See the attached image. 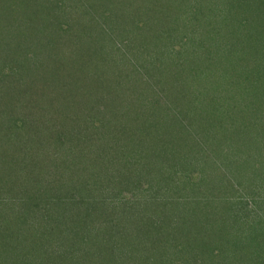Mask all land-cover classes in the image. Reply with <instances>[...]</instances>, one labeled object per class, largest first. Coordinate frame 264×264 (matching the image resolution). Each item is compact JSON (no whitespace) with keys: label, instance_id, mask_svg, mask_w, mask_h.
Masks as SVG:
<instances>
[{"label":"rangeland","instance_id":"obj_1","mask_svg":"<svg viewBox=\"0 0 264 264\" xmlns=\"http://www.w3.org/2000/svg\"><path fill=\"white\" fill-rule=\"evenodd\" d=\"M118 1L119 0H112V3L111 0H106V2L95 3L94 0H35L34 2H45L47 5V10L45 11L48 12L46 16L47 20L41 19V17H44L41 15L42 11L36 9H34L36 12L32 19L30 18L34 20V24L39 23L41 25L42 29L38 35L40 36L42 34L46 39L44 43L41 44L42 46L39 44L33 46L36 49L31 47V42H24L23 51L25 49L28 51L29 54L27 56L30 62L25 63L27 66H24V80L19 83L22 87L12 89L13 86H11L10 83V90L0 87V106L10 105L5 109L3 108V115L5 116L4 118L3 116L2 118L0 117L1 129L4 125H6V127L12 126V123L6 121L7 119L10 121V118L11 121L14 120L12 118H19L25 125L23 130L16 129L15 132H12L10 135L5 134L2 136V132H0V195H2L0 196V201L4 193L8 191L13 192L11 194L13 197L20 198L25 193L26 187L30 189V195L33 194L38 196L39 199L48 197L49 203L52 202L51 205L48 204V209L51 211V214L60 215L62 222L66 223V226L60 227L59 236L64 235L66 230H74V233L69 236V241L71 240L69 243H72L74 241L73 238L77 236V242L82 250L87 249L90 244H93L94 236H101L103 231L107 232V228H99L97 223L95 228L91 227L89 221L85 223L88 220L87 217L79 214L76 210V207H79L74 206L73 203V200L80 202L82 197L87 198L89 193L97 194V188L99 192L101 190V188L98 187L100 181L99 183L97 182V178L100 176L98 164L92 163L91 159L86 160L83 158V160L81 159V161H79V159L82 158L81 152L83 151V147H89L91 141L96 143L95 138H97V141L101 137V129L95 128L96 134L92 139L89 138V133L92 129L91 125L94 120L99 121L96 123L98 126L100 124L104 125L103 130L108 131V128L110 129L112 126V134L121 137L120 141H113L114 149H119L117 152L121 153L118 154V156L115 154L117 161H122L120 157L126 154H133L135 159H137L139 154L143 153L144 155L143 160H140V163L137 162L139 165H125L124 167L126 168L123 170L124 172L118 176L117 179L111 178V176L107 178L108 173H103L104 179H107L102 180L101 184L109 185L103 193L104 200L108 205L112 204L110 207H113L114 201L119 195V184H125L126 181L127 183H134V176H144L147 179H151L150 176L152 172L157 173V168L163 169L164 160L161 156H158L160 151L158 152L157 149L159 148L161 151L171 148L170 154H174L175 157L180 155L182 159L189 154L192 162L184 163L185 167L194 164L196 160L206 162L208 159L205 161L204 156L207 154L208 157V153L211 156L214 150L209 149L211 146L209 148L204 146V149H202L204 151L199 153L200 156H196L197 144L193 137L185 143L184 136L187 132H190L189 136L193 134V136L203 139L202 136L207 135L208 132L218 131L217 134L220 135L216 136L215 139H210L208 142H212L215 147L222 148V151H224L226 145L233 142L235 126L238 125V121H245L244 118L246 117L244 114L241 120L235 118V113L240 112L239 107L236 106L234 102L233 93L235 90H230V88H228L229 86L224 82V78L231 84L230 82L236 79L233 73H236L239 77H245L247 81L243 83L242 86L244 89H248L249 85H251L248 80L252 81L255 77L257 84L253 83L255 86L251 91L246 94H243L241 91L238 93L240 97L244 98L242 102L245 104L242 105L243 108L240 107L242 110L244 109V111L253 114L254 118L259 117L256 122L264 121V0H244L246 7H240L238 3L239 0H229L226 3L227 6H232L229 10V14H231L232 17L234 16L235 20H233V25L235 29L239 25L240 28L245 31V34L240 37L239 42L244 48V56H250L251 60L254 62L258 60L263 63L259 65L260 73L257 75L253 73V70L252 72L248 71L249 74L251 73L250 75L247 74L244 69L239 70L234 63L240 62V60L237 59L236 61H232L227 59L226 55L228 56L230 51L225 49L224 52L221 49L219 50L217 54H223L219 56L218 59L214 58L211 63L206 61L203 48L215 43L214 41L208 42V37H200L198 35L199 41L195 38L196 35L199 34V31H202L200 28L198 29L199 24L202 25L204 22L197 20L190 23V21L187 20L188 14L186 15V13H183V15H186L185 18L180 16L178 13L182 10V4L173 2L172 6H169L165 0H162L163 2L160 0H130L127 1L125 5H122L124 0H121V4ZM236 2L239 7H237ZM208 5L203 8H207ZM95 8L99 11H96ZM27 10L29 11V9ZM200 11L203 10L200 9ZM29 12L27 13L29 14ZM143 12L145 13L144 15L148 23L142 28H137L134 24L137 22L138 15L140 16ZM199 13L203 14L202 12ZM165 16H167L168 19H166ZM176 16H179L181 19L176 18L177 21L173 24V18ZM113 19H117V21H115L117 23V29L122 30H113L110 33V39L113 42H121L120 48H122V50L120 49L118 54L121 52L120 56L122 59L128 60L131 64H134L133 71L128 75L130 78L129 80H127L124 75V73L128 71L127 69H130L128 66L117 65L116 70L114 68L115 64H113V68H110L112 76L107 74V72H97L94 67V63H96L99 66L98 69H107L111 61L108 56L99 52L101 46L99 32L100 28L112 27L110 25L114 22ZM231 21L232 19L229 16L228 20L221 24L225 33L221 32L220 35L224 34V41L228 44H225L226 46L224 47H229L230 50L240 49V47L236 48L232 44H229L235 41L233 38L234 35L230 33L229 30L226 31ZM184 22H186L185 26H183ZM191 24L195 25L191 26ZM172 27L174 28L173 31ZM167 30L168 34H171V43L161 41L165 36L156 38V36L161 35L160 31L166 33ZM108 37L109 36L106 38ZM154 37L160 45V48L162 47V49H164L165 46L170 47L171 44L175 42L181 44V51L172 49V51L169 52H163L162 50L159 54H155L154 52L151 53L148 46L151 42L150 39ZM6 39H9V36L7 38H0V42H3V44L0 43V64L2 61L4 64L7 60V56L11 59L14 58L15 55L8 51L10 45L9 43L7 44L9 40ZM183 40H185V42ZM37 43H39V41H37ZM113 45H116V43ZM41 47H43L42 50H40ZM10 48H13L12 45ZM60 48H62V52L59 55L57 51ZM33 49L34 51L36 50L35 56L31 55V50ZM230 53L232 55L234 51ZM146 54H151L154 65L149 64V69L145 67L146 72L144 78L150 76V80L151 78L156 79L157 84L155 85L149 84L139 75V72L141 73V70H144L142 66L140 67V64L144 58L147 59V57H145ZM241 54L242 53L238 51L235 55L240 56ZM51 55L53 56L48 60V65L45 67L42 66L43 68L41 69L36 68L37 64L40 65L39 62L42 61L43 58L47 60ZM59 59L61 60L57 61ZM190 62L194 66V71H191L190 74H193L192 80L196 86L195 88H190L185 85L186 82L191 84V77L188 76L190 75L189 73L187 74V81L183 82L181 78L183 83L181 85L179 83L182 70L185 71V68ZM231 63L233 64L231 65ZM85 65H87V67ZM89 71H94L96 74H94L92 78H89L87 76ZM228 71L232 76L230 79H228ZM98 73L100 77H96ZM94 78L97 81L94 80V84H92L90 80ZM132 79H137L134 86H131ZM109 80H112L113 87L109 93L106 92L107 94H105V91H103L104 84H107ZM98 81L102 82L98 83ZM115 81L120 83L115 85ZM237 81L240 83L242 82L239 79H237ZM97 84H100L99 87ZM30 85H34L35 87L33 88L35 89L26 88ZM220 85L222 87L225 85L228 87L217 88ZM0 86L4 85L0 83ZM155 86H157L155 94L152 92L149 93L152 88L155 90ZM25 88L28 92L30 90L33 91L34 95H37V93L39 94V96L37 95L38 97H33L30 104H28V102H30V98L28 97L31 95V91L27 99L21 97L22 102L21 100L19 101V96L16 93L17 91L20 93L21 90L24 91ZM179 88L181 89L179 90ZM198 89L204 94L210 92V102L215 108L217 119H215V117H209L206 123L196 131L197 128L186 125L185 118H190L191 114L198 115L196 114L198 111V107L196 106L199 104V101H197L199 98L196 99V95H193L194 93L199 94ZM42 90L47 92L44 93ZM159 90H164L165 94L159 92ZM183 90L186 92L185 95H190L192 92V96L187 99L184 95L183 100L175 104V94L181 93L183 95ZM173 91H175V93ZM148 93L149 95H154V97L146 98ZM25 96L26 95H24V97ZM63 96L67 98L62 99ZM213 96L217 98L216 102ZM224 98L226 101H223ZM49 101L51 103H48ZM230 101L235 105V109L232 110L234 114L225 115L224 110L229 108ZM15 102H19L20 104L24 102L28 104L30 112L25 114L26 111L24 106H21V108L18 104L17 106L20 107L18 109L16 105L13 104ZM227 102H229L228 105L223 104ZM216 106L220 108L217 109ZM206 111L213 115L211 108L208 107ZM82 112H84L83 115ZM103 121L106 123L104 124ZM15 122H17L16 119ZM10 127L7 129V133L14 130V128L11 129L12 127ZM254 127L255 124H252L249 132H251ZM263 128L264 123H261L256 127L255 131L253 130L252 132L254 137L257 135L258 139L261 140L258 141V143L264 140V134L261 133H264V130L262 131ZM56 132L64 133V135L57 137L55 136ZM243 133L244 131L242 128V134ZM245 134L252 139L246 132ZM73 135H76V137H72ZM211 136H213V134ZM247 137L245 136V138ZM102 142L103 140L101 143ZM164 142H168L169 146L164 148L162 146ZM101 145L102 144L97 145V147L96 145L91 147L99 148L98 146ZM263 146L264 145H262L261 151H258V153L262 152L264 149ZM252 147L253 145H251V148ZM29 151L31 153L34 152L37 156L35 165L38 171L33 178L23 171V165L26 162L23 154ZM86 151L87 149L84 150V154ZM252 153L255 154L254 151ZM262 153L264 154V152ZM53 158H58L57 160L60 161H51ZM257 161L254 167L256 168L255 176L256 174H261L262 177V172L264 171L262 164L264 163L261 162V157L259 158V155H257ZM248 163L249 159L245 162V165ZM177 164L179 166V163ZM196 164L198 165V163ZM200 164L199 162V165ZM197 165H195V168ZM47 169H49L47 174L42 176V173L47 171ZM246 170L253 172V167L246 166ZM89 172H92V174H89ZM221 172L226 174L227 170L223 168ZM87 178H89L88 180L90 181H86ZM245 178V181L251 180L253 174H247ZM254 179L255 178H253V180ZM257 180L258 179H256L255 182ZM84 181L87 182L88 185L86 183L84 184ZM220 188L223 194L213 193V199L210 201L207 200L212 203L211 205L206 208L198 207L195 209H199L198 215L191 212L195 218L199 216L201 219L215 220L223 215L225 218L221 222L228 224L230 221L227 217L230 215L234 216L235 214L238 215L236 212L233 213V210L243 211L237 203L233 205L232 210V204L235 202V199L229 195V189L226 186L220 185ZM48 189H50V191H48ZM179 189H181V186H179ZM171 190L172 187L169 188L167 184H164L157 192V196L163 197L164 194H168ZM63 194L69 195L68 200L64 198L65 196ZM141 194H143L142 191L137 194L136 197H140ZM173 196L174 195L171 197ZM58 198L59 201L56 202ZM219 198L221 201H219ZM132 199L135 200L136 198L132 197ZM262 200L263 201L259 203L261 216L258 217L260 219L262 218L264 222V198H262ZM31 203H34V201L28 202V204ZM249 204L250 202L248 201L247 205ZM62 207L67 209L63 214L61 211L65 209ZM181 208L182 207H178V204L167 205V210L161 207L160 211L162 217L157 213V215L153 216L154 214L152 211L141 213V219L145 221L146 224H144V226L147 230H142L144 226L140 225L139 222H135L136 225L128 223V225H124L122 229L129 228L131 231L143 236L146 242V248L152 250L151 256L155 255V257H157L155 260L159 258V255H163L166 259H172L174 247H170L172 239L170 240V238H167V234H176L177 229L183 235L187 233L196 234L195 228H191L192 225L189 224V226L182 227L183 222L178 219V216L183 214ZM255 209H257V207ZM114 211L115 210H113V212ZM120 214V212H114L112 217L120 218ZM167 216H170V218ZM184 216L187 217L185 212ZM242 216H239L240 219L237 218L236 220L239 224H235L234 222L233 224L239 227L237 233H242L244 235V232L249 233L246 229H252V226H249L252 220L249 218L248 222H245L246 217ZM132 218L136 219L135 215ZM152 218H154V220L158 218V225L155 228H153L155 225ZM172 218L175 222V228L171 232L165 234L167 222ZM54 219L50 220L55 223ZM196 221L197 220H193L192 224ZM23 223L24 222L20 221L18 224L21 225ZM7 225L9 228L11 227V230L15 229V231H17L19 229V226L15 225L13 221H9ZM140 226H142V228ZM159 226L161 227L160 229ZM200 226H202L201 233H203L205 228L210 229L213 225L211 223H205ZM229 227L231 226L229 225ZM231 228L234 230L233 227ZM158 229L159 231H157ZM23 230L24 228L22 231ZM55 230L56 229L53 227V231ZM29 231L33 233L34 229H30ZM83 233H86V235L90 233L88 241L86 238L82 237ZM36 234H38V232ZM103 237H105V235H103ZM235 239L233 243L239 244L236 247L231 246V250L229 243H226V239H222V245L225 247L224 251L226 252L225 255L228 257V253H230V257H228L230 259H235L233 258L235 257L234 255L239 254L237 250L243 247L242 241L238 242L239 239L236 241ZM178 240L181 242L182 239L179 238ZM3 241H6L5 233L0 230V264H7L8 261L11 263V259H7L6 253L10 251V249L5 251L4 247H2ZM189 241L191 249L187 250V252L189 256H191L192 250L195 248L196 244L192 239ZM216 241L217 240H215V242ZM256 241L259 243V240ZM176 244L177 242H175L174 245ZM249 245L251 246V243H249ZM95 246H97V243L93 244L88 249L87 255L95 250ZM62 248L64 247L60 249ZM257 248L258 244H254L253 248L250 250L251 259H254V256L258 254H254ZM16 250L18 253L19 250ZM145 250L146 249L143 250L144 253L147 252V250ZM166 251L167 253L165 254ZM262 254H264V251ZM176 256L177 254L175 257ZM128 258V260H124L125 263L123 264L130 263V261L133 260L132 256H128ZM173 259L175 264H178L179 259ZM71 263L72 260H69V264ZM137 263L140 264L139 262ZM46 264H49V261Z\"/></svg>","mask_w":264,"mask_h":264},{"label":"trees","instance_id":"obj_2","mask_svg":"<svg viewBox=\"0 0 264 264\" xmlns=\"http://www.w3.org/2000/svg\"><path fill=\"white\" fill-rule=\"evenodd\" d=\"M35 0H0V38H7L9 36V40L7 44L9 43V48L8 51L12 52L14 55V58H9L8 56L6 57L7 60L4 62H1L0 64V83L4 86L7 90H10L11 88L9 87V83L11 84L12 89H16L19 87H22L19 85L20 81H23V75L25 74L24 66L25 63L30 62L28 58V51L24 48V42H31L32 48L36 44L41 45L44 43L46 37L44 35H38V33L41 31V25L39 23L34 24V20H31L34 13L36 10H41L42 11V16L41 19L45 20L47 13L45 12L47 9V5L45 2H34ZM44 1V0H43ZM116 1V0H115ZM127 1L130 0H124L122 2V5H125ZM162 1V0H160ZM166 3L169 4V6H172L173 2H176L178 4H182V10L178 13L182 17H186L188 14L187 20L191 22L193 21H203L204 23L201 25L199 24L198 29L200 28L199 34L196 35V39L199 41V37H208V42L214 41L215 44L205 46L203 48V51L205 52L204 56L206 61L212 62L214 58H217L221 55H218L217 53L219 50H225L228 51H234V54L231 55V53H228V56L226 55V58L232 61H236L237 59L240 60V62L234 63L239 70H246L247 74L248 71L252 70L254 71V74L260 73V68L259 65L263 64L262 62H259L256 60L255 62L251 60L250 56H244V48L239 44L240 42V37L245 34V31H243L240 26L238 25L235 29V26L233 25V20L234 16L232 17L231 14H229V10L232 6H227L226 3L229 0H165ZM95 3H102L106 2V0H94ZM112 2V0H111ZM121 4V0H119ZM163 2V1H162ZM29 3V5H28ZM113 3V2H112ZM238 3L240 4V7H246V3H244V0H239ZM45 4V5H44ZM210 6H209V5ZM96 5V4H95ZM206 5H208L207 8H203ZM214 5V6H212ZM237 7L238 4L236 2ZM29 9V11L27 10ZM36 9V10H34ZM203 10V11H200ZM96 11H99L98 9L95 8ZM202 12L203 14H200L199 12ZM207 10V11H205ZM29 12V14L27 13ZM183 13H186V15ZM192 13V14H191ZM45 14V15H43ZM145 13L141 14L140 16L138 15L137 22L135 27L137 28H142L143 26L146 25L147 20L146 16L144 15ZM112 16V15H111ZM114 16V15H113ZM112 16V17H113ZM116 16V14H115ZM114 16V17H115ZM229 16L231 17L232 21L228 25L227 30H229L230 33H232L234 36L233 38L235 39L234 42H230L229 44H232L234 47H240V49H234L230 50L229 47H224L226 46L225 44L226 41H224V34L220 35L221 32H224V30L221 27V24L226 22L228 20ZM31 18V19H30ZM166 19L167 16H165ZM176 18L181 19L179 16H176L173 18V24L176 23ZM31 21H30V20ZM47 20V19H46ZM113 23L110 25L112 27L108 28H100L99 35L101 37V42H100V50L99 52H102V54H105L108 56V58L111 60L107 69H98L99 66L98 64H95V70L98 72H107V74H110L112 76V71L110 68H113V64H115V69L117 70L116 66H128L130 69H127L128 71L124 73L126 76L127 80H129V74L133 71L134 64H131L130 61L122 59L121 58V52L118 54L120 49L122 50L121 47V42H113L110 39V33L117 29V19H113ZM150 21V20H149ZM153 21V20H152ZM47 23V22H46ZM185 23L183 26H185ZM195 23V22H194ZM196 24V23H195ZM194 24V25H195ZM191 24V26H194ZM160 27V26H159ZM120 28V27H119ZM159 29V28H158ZM117 30H122V29H117ZM174 28L172 27V31ZM36 33V34H35ZM161 35L156 36L158 37H163L162 42H167L171 43V34H168V30L166 33L161 32ZM225 33V32H224ZM163 34V35H162ZM230 35V34H227ZM226 35V36H227ZM109 36L108 38H106ZM11 37V38H10ZM156 38H151L149 48L151 53L159 54L160 52H169L172 51V49L176 50L178 49L181 51V44L179 43H172L170 47H166L162 49L160 48V45L158 44ZM111 40V41H110ZM39 41V43H37ZM185 42V40H183ZM223 41V42H222ZM112 42V43H111ZM222 42V43H221ZM3 44V42H0ZM12 43V44H11ZM116 43V45H113ZM5 44V45H7ZM12 45L13 48H10ZM228 45V44H227ZM42 46V45H41ZM43 47L40 48L42 50ZM47 49L46 47H44ZM229 48V49H228ZM36 49V48H34ZM31 50V55L35 56V51ZM49 49V48H48ZM61 49L60 48L57 52L60 55L61 54ZM146 49V48H145ZM225 49V50H224ZM233 49V48H232ZM39 50V51H40ZM129 50V48H128ZM241 52L242 54L235 55L236 52ZM149 52V51H148ZM53 55H51L47 60L46 58H43L42 61H40V65L37 64L36 68L41 69L45 67L46 65L49 64L50 58ZM147 59L144 58L143 61H141L140 67L142 68L147 67L149 69V64L154 65V62H152L153 59H151V54L146 56ZM225 58V57H223ZM222 58V59H223ZM221 59V60H222ZM9 60V61H8ZM61 59L57 60L60 61ZM146 61V62H145ZM248 61V64H247ZM156 62V61H155ZM221 62V61H220ZM147 63V64H146ZM90 64V63H89ZM233 63H231L232 65ZM230 65V67H231ZM43 66V67H42ZM87 67V65H85ZM229 67V69H230ZM35 68V70H36ZM111 68V69H112ZM56 69V67H55ZM141 70V69H140ZM141 70V73L139 72V75L141 78L143 77L144 80H146L149 84L155 85L157 84L156 79H149L150 76L144 78L146 70ZM191 71H194V66L190 62L189 65L185 68V71L182 70V75L180 77V85L183 82L187 81L188 76L191 77V84H188L187 82L185 83L186 86H189L190 88H195V84L193 83L192 80V75L190 74ZM186 72V73H185ZM90 73V74H89ZM87 73V76L89 78H92L96 72L94 71H89ZM190 74L187 76V74ZM235 76V80H232L229 84L228 80L225 79V83L228 86L222 87L221 85L218 86L217 88H230L234 89L235 92L233 93L234 95V102L236 106L239 107L240 112L235 113V118L238 120L242 119V116L244 115L246 118L245 121H238V125L235 126L234 128V133L235 135L233 136L234 140L233 142H230L231 144H228L225 146L224 151H222V148L220 147H215L212 142H208L210 139H215L216 136L220 135L217 134L218 131L215 132H208L207 135L202 136L203 139L197 138L195 136H189L190 132H187L184 136L185 138V143L187 140H191L192 137L196 141V151L197 154L196 156H200L199 153H202V149H204V146L209 148L210 150H214L212 155L210 156L208 153L206 156H204V160L208 159L206 162L196 160L194 164L188 165L187 167L184 166V163H190L192 162L190 160L189 154L182 159L180 155L176 156L174 154H170L171 148L162 150L159 148L157 149L159 152L158 156H161L164 160V166L163 169L157 168V173L151 174L150 178L147 179L144 176H134V183H126L124 184H119V189H118V197L114 201L113 207H110V205L107 204L104 200V191L108 188L109 185H102L101 181L106 180L107 178H115L117 179L118 176H120L125 170L126 167H124L127 164H132V165H139L140 160H143V153L139 154L137 156V159L133 156V154H126L120 157L122 159L117 161L116 155L118 156L117 150L119 149H114L113 141L114 140H119V136H115L112 134V126L110 129L108 128V131L103 130L104 125L100 124L99 126L96 124L99 122L98 120H94L92 122V129L90 130V139L96 134V131L94 130L95 128L101 129L100 135L101 137L99 140L96 141L97 138H95L94 141L89 144V147H83V151L81 152V159L83 160H92V163H97L98 164V170L100 172L99 178H97V182L99 183V186L101 188L100 192L98 191L99 189L97 188V194L94 193H89L88 197H82L80 202H77V200H73L74 206H78L79 208L76 207V210L79 214H82L87 217V223H91V227L95 228L96 223L98 224L99 228H107V232L103 231L101 236H94V241L92 242L93 244L97 243V246H95V250L88 253V249L93 245L90 244L87 249H80V245L77 242V236H75L73 239L74 241L72 243L71 240L69 241V236L74 233V230H66L65 234L62 236H59L60 232L59 230L61 229L60 227L66 226L65 222H62V219L60 218V215H52L51 211L48 209V204L49 203V198L48 197H43L42 199H39L38 196H35L33 194L30 195L31 191L29 188H25V193L20 197V198H15L11 194L13 192L8 191L4 193V196L2 197L0 201V230H2L5 233L6 241H3L2 247H4L5 251L10 249V251L6 252L7 253V259H11V263L9 264H46L49 261V264H69V260H72L71 264H123L125 263L124 260H128V256H132L133 260L128 262L127 264H175V259H179L178 264H264V222L262 218L260 219L258 216H261V209H260V204L264 198V171L262 172V177L261 174H256V168H254L257 164V155H259V158L261 157V162L264 163V149L262 152L258 153V151H261L262 145H264V140L261 143H258V141H261L258 139V136L256 135L255 137L253 136L252 132L253 130L255 131L256 127H258L261 123L263 122H256L258 118H254L253 114L248 113L247 111L242 110L244 102L242 100L244 98L240 97L238 93L240 91L243 94L248 93L249 91L254 88V84H257L254 80H248L251 85H249L248 89H244L242 86L243 83L247 81L245 77H239L236 73H233ZM251 74V73H250ZM249 74V75H250ZM228 79H230L232 76L230 75L228 71ZM96 77H100V74L96 75ZM4 78V80H3ZM183 82H182V79ZM239 79L242 81L241 83L237 81ZM3 80V81H2ZM97 81L95 78L92 81V84H94L93 81ZM137 79H132L131 86L135 85ZM112 81V80H111ZM110 80L108 83L104 84L103 91H105V94L109 93V91L113 87V82ZM154 81V82H152ZM102 81H98V83H101ZM120 82L115 81V85L119 84ZM123 83V82H121ZM193 84V86H192ZM253 84V85H252ZM98 87L100 84H97ZM130 86V87H131ZM33 86H28L26 87L27 89H32ZM95 87V85H94ZM101 87V86H100ZM153 87V86H152ZM152 88V90L149 91V93H154L156 91ZM21 90L19 93L18 91L16 92L18 94L19 101L22 99H27L29 92L27 89ZM182 88V86H181ZM179 88V90L181 89ZM35 89V88H33ZM199 90V89H198ZM244 90V91H243ZM23 91V92H22ZM184 91V90H183ZM42 92H47L42 90ZM107 92V93H106ZM159 92H164V90H159ZM175 93V91H173ZM147 94L146 98L154 97V95H149ZM185 91L183 92V95L181 93L175 94V104L177 102L182 101L183 97L185 95ZM24 95H26L24 97ZM39 96V94L37 93ZM34 92L31 91V95L28 97L30 98V104L33 100ZM139 96H142L141 94H138ZM181 95V96H180ZM193 95H196V99L199 98L197 101H199L198 106V111L196 114L198 115H192L190 118H185L186 119V125L188 126H193L197 130H199L204 123L209 119V117L217 119V115L215 114V108L212 106L210 102V92H206L204 94L202 91L199 90L198 93H194ZM37 96V97H38ZM190 96H192V92L190 95L186 94L185 97L188 99ZM106 97V96H105ZM144 97V96H143ZM67 98L66 96H63L62 99ZM214 101L216 102L217 98L213 96ZM165 101V100H164ZM162 101V102H164ZM172 102V100L170 99ZM223 101H226L224 98ZM25 102V101H24ZM19 103L15 102L13 104L16 105V108H20L21 106H24V109L26 111L25 114L29 113V106L26 103ZM210 102V103H209ZM48 103H51L50 101ZM220 103V102H217ZM20 105L18 107L17 105ZM224 105H228L229 102L223 103ZM13 105V106H15ZM233 102L230 101V106L226 110H224L225 115H232L234 114L232 112L233 109H235V105ZM10 106V105H8ZM8 106H0V117L4 118L5 115L3 112V108H7ZM242 108H241V107ZM12 107V106H11ZM211 108L213 111V115H211L209 112H207V108ZM217 109L220 108L219 106H216ZM22 108V107H21ZM82 111V110H81ZM84 112H82L83 115ZM248 117V118H247ZM234 118V119H235ZM14 120L10 121L7 119V122L12 123V128L14 130L10 131L7 133V129L9 127H6V125L3 126L1 129L0 127V132H2V136L5 134H12V132H15L16 129H22L25 127L24 122L19 119V118H12ZM15 119L17 122H15ZM264 119V118H263ZM104 124L106 123L103 121ZM235 124V121H234ZM255 124V127L252 129L251 132H249V129H251V125ZM38 125V124H37ZM215 125V124H214ZM243 125V126H242ZM14 126V127H13ZM216 126V125H215ZM242 128L244 133L242 134ZM264 128L262 129V131ZM34 131V130H33ZM58 131V130H57ZM245 132L251 136L252 139L247 137ZM264 134L263 132H261ZM213 134V136H211ZM64 135V133L56 132L55 136H61ZM209 136V137H206ZM245 136L248 138H245ZM72 137H76V135H73ZM103 142L101 143V141ZM102 144L101 146H98L99 148H96L97 145ZM96 145V147L92 148L91 146ZM251 145L253 147L251 148ZM162 146L164 148L168 147L169 144L168 142L162 143ZM111 148V149H110ZM264 148V146H263ZM87 149V151L84 154V150ZM253 149V150H250ZM156 150V149H155ZM122 151V150H120ZM255 152L253 154L252 152ZM59 152V151H57ZM55 152V153H57ZM206 152V151H205ZM116 154V155H115ZM56 155V154H55ZM24 159H26L25 164L23 165V168L25 173L30 175L32 178L37 174V167H36V162H37V156L34 152H27L23 154ZM47 157V156H46ZM57 157V156H56ZM58 159V158H57ZM57 159L53 158L51 161H56ZM249 159V163L245 165V162ZM31 160V161H30ZM36 161V162H35ZM60 160H57V162ZM65 161V160H64ZM138 162V163H137ZM171 162V163H170ZM199 162L201 163L199 165ZM179 163V166L178 164ZM198 163V165L196 164ZM195 165L197 167L195 168ZM200 166V167H199ZM246 166L253 167V172L246 170ZM263 169H264V164H262ZM46 167V166H45ZM225 168L227 170L226 174H223L221 170ZM49 169L47 171L42 173V176H45L47 174ZM107 172L108 176L106 179H104L103 173ZM89 174H92V172H89ZM119 174V175H118ZM247 174H253V178L251 180L245 181V175ZM260 175V177H259ZM35 178V177H34ZM90 178V176H89ZM87 178L86 181H90ZM91 179V178H90ZM129 179V178H126ZM258 179L256 182L255 180ZM36 180V178H35ZM37 181V180H36ZM35 181V182H36ZM39 181V180H38ZM254 181V182H253ZM30 182V181H29ZM87 184V182L84 181V184ZM167 184V186L172 187V190L168 194H164L163 197H158L157 192L161 189V187ZM220 185H224L229 189V195L235 199V202L232 204V210H233V205L238 204L239 207L243 210H237L234 211L233 213L236 212L238 215L234 216H229L227 219L230 221L228 224H225L224 222H221L225 216L222 215V217H219L215 220H209V219H201L199 216L194 217L193 213L198 215V207L206 208L209 205H211V202H208L207 200H212L213 199V193L216 194H223ZM179 186H181V189H179ZM218 186V187H217ZM217 188V189H215ZM215 189V190H214ZM50 191V189H48ZM143 192L140 197H136L137 194L140 192ZM260 194V195H259ZM64 198L68 200L69 195L68 194H63ZM169 195V197H168ZM174 195L173 197H171ZM2 196V195H0ZM132 197L136 198L135 200L132 199ZM57 198V197H56ZM169 200V201H168ZM29 201H34V203L28 204ZM59 201V198L57 199L56 202ZM219 201L220 198H219ZM248 201L250 202L249 205H247ZM130 202V203H129ZM118 204V205H117ZM169 204H174L177 205L178 207H182V212L183 214L178 216V219L183 222V226H189L192 225L191 228H195L196 234H186L183 235L181 234L180 231L177 229L176 234H167L168 232H171L175 228V222L174 219L172 218L170 221L167 222V226L165 227V234H167V238H170L171 245L170 247L173 248V253H172V259H166L163 257V255H159V258L155 260L157 257L155 255L151 256L152 250L149 248H146V242L144 240V237L141 236L139 233H136L134 231H131L129 228L122 229L124 225H128L132 223V225H136L137 222H139L140 225L144 226L145 221L141 219V213H144L145 211H152L153 216L155 215H160L162 217L160 208L164 207L167 210V205ZM257 207V209H255ZM64 208V207H62ZM64 211H61L62 214L67 211L66 208H64ZM114 212H120V218H113L112 214ZM184 212L187 215L184 216ZM193 212V213H191ZM69 213V210H68ZM157 213V214H156ZM163 213V212H162ZM191 213V214H190ZM49 214V215H48ZM93 215V217H92ZM135 215V218H132ZM170 215V214H169ZM243 215V216H242ZM152 216V217H153ZM239 216L246 217L245 222H248V219L251 218L252 222H250L249 226H252V229H245L249 231V233H245L244 235L242 233H237V227L235 224H239L236 220L237 218L240 219ZM55 219H54V218ZM170 218V216H167ZM69 218V216H68ZM258 218V220H257ZM50 219H54L53 223ZM57 219V220H56ZM154 220V218H152ZM158 219V218H157ZM157 219L153 221L154 227H157ZM177 219V220H178ZM3 220V223H2ZM132 220V221H131ZM169 220V219H168ZM193 220H197L192 224ZM9 221L15 222V225L19 226V229L15 231V229L11 230V227L9 228L7 223ZM24 222L23 224H18L19 222ZM189 221V222H188ZM7 222V223H6ZM136 222V223H135ZM232 222V223H231ZM233 222L235 224H233ZM205 223H211L213 226L210 227V229L205 228L203 233L202 231V226L201 224L204 225ZM13 224V223H12ZM234 228V230L229 227ZM235 225V226H234ZM121 226V227H120ZM142 226H140L142 228ZM36 227V228H35ZM56 229L55 231H53ZM178 227V225H177ZM263 227V228H262ZM15 228V227H14ZM24 230L22 231V229ZM148 228V227H147ZM161 227L159 226V229ZM30 229H34L33 233H30ZM159 229L157 231H159ZM208 229V230H206ZM93 230V229H90ZM142 230H147L144 226ZM156 231V232H157ZM200 231V232H199ZM38 232V234H36ZM151 232V229H150ZM85 234V235H84ZM105 235V237H103ZM90 233H83L82 237L88 239L90 238ZM165 236V235H164ZM169 236V237H168ZM201 236V237H199ZM174 238V239H173ZM179 238H181V242H179ZM194 240L195 242V248L192 250L191 256H189L187 250H190V241L189 240ZM236 238V239H235ZM96 239V240H95ZM222 239H226V243H229L230 250L231 246H238L239 243H233L234 239L235 241L237 239L238 242L242 241L243 247L239 250V254L234 255L235 259H230V253H228V257L225 255L226 252L224 251V246L222 245ZM215 240H217L215 242ZM259 240V243L256 241ZM244 241V242H243ZM255 241V242H254ZM175 242H177L176 245ZM251 243V246L249 245ZM254 244H258V248L255 251L254 254H257L254 256V259H251L250 256V250L253 248ZM57 248L55 249L54 248ZM178 248H177V247ZM193 246V245H192ZM61 247H64L60 249ZM176 247V248H175ZM19 252L17 253V250ZM75 249V250H74ZM144 249L147 250V252L144 253ZM138 250V251H137ZM145 250V251H146ZM74 253H73V252ZM137 251V255H136ZM176 251V253H175ZM82 252V253H80ZM167 251L165 252V254ZM70 254V255H69ZM177 256L175 257V255ZM237 257V258H236ZM48 260V261H47ZM7 262V264H8ZM99 262V263H98Z\"/></svg>","mask_w":264,"mask_h":264}]
</instances>
